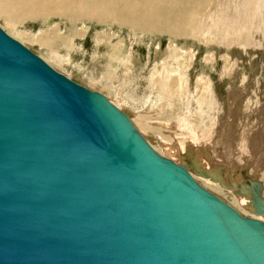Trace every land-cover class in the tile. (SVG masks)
I'll use <instances>...</instances> for the list:
<instances>
[{
  "label": "water",
  "instance_id": "1",
  "mask_svg": "<svg viewBox=\"0 0 264 264\" xmlns=\"http://www.w3.org/2000/svg\"><path fill=\"white\" fill-rule=\"evenodd\" d=\"M188 155L0 28V264H264L261 183L246 217Z\"/></svg>",
  "mask_w": 264,
  "mask_h": 264
},
{
  "label": "rangeland",
  "instance_id": "2",
  "mask_svg": "<svg viewBox=\"0 0 264 264\" xmlns=\"http://www.w3.org/2000/svg\"><path fill=\"white\" fill-rule=\"evenodd\" d=\"M194 1L0 0V28L57 72L128 112L159 154H166L159 137L179 132L175 161L187 164L188 148L198 139L221 173L233 170L247 185L255 177L264 183V4L256 9L248 0H206L211 4L186 16L183 4L187 9ZM204 157L190 155L196 163ZM194 176L231 204L217 192L216 186L228 190L219 181Z\"/></svg>",
  "mask_w": 264,
  "mask_h": 264
},
{
  "label": "bare ground",
  "instance_id": "3",
  "mask_svg": "<svg viewBox=\"0 0 264 264\" xmlns=\"http://www.w3.org/2000/svg\"><path fill=\"white\" fill-rule=\"evenodd\" d=\"M147 1V0H146ZM264 0H248V2L250 3V4H254V8L256 7V9L258 8L257 6H260V8L262 7V5L264 4V2H263ZM189 2V1H188ZM208 4H211V2H208V1H206V0H195L194 2H193V5H189V6H187L188 8L186 9V5L185 4H183L184 6L182 7V12L186 15V16H191V12H193V11H191V10H193L194 8H200V9H203L205 6L207 7V5ZM246 4H248V3H246ZM249 5V4H248ZM185 7V8H184ZM177 8V7H176ZM179 8H181V7H179ZM259 8V9H260ZM54 10H56V7H54L53 8ZM173 9V8H172ZM247 9H248V6H247ZM54 10H52L49 14H53V13H56ZM167 10V9H166ZM28 11H30V9L28 10ZM173 11H175V10H173ZM261 11V10H260ZM169 12H170V10H169ZM177 12V11H176ZM173 13V12H172ZM171 13V14H172ZM164 14H162V16H163ZM174 15V14H173ZM15 17V14L14 13H11L9 16H7V18L9 19V21L13 24V18ZM239 17V16H238ZM156 18V17H155ZM178 18H180V17H178ZM163 19V18H162ZM173 19H174V17H173ZM181 19V18H180ZM170 20V19H169ZM155 21V20H154ZM178 21V20H177ZM246 21V20H245ZM171 22V21H170ZM227 21H225V23H226ZM234 22V21H233ZM171 23H173V22H171ZM177 23H179V22H177ZM175 24V23H174ZM263 24V23H262ZM226 25V24H225ZM235 25V24H234ZM234 25H233V27H234ZM187 28V27H186ZM249 31V30H248ZM187 32V31H186ZM185 32V33H186ZM184 33V34H185ZM242 34V33H241ZM46 36V35H45ZM232 39V38H231ZM236 39V38H235ZM239 39V38H238ZM43 40V39H42ZM226 40V39H225ZM233 40V39H232ZM250 40H252L251 39V32L249 33V38H248V45L250 44V43H252V41H250ZM228 41V40H227ZM238 41L239 40H237V42L236 43H238ZM47 42V41H46ZM45 42V43H46ZM229 42V41H228ZM239 44V43H238ZM244 44V43H243ZM247 47V46H246ZM254 101H256L255 102V105H256V103H260L259 101H258V98H257V96H256V98H255V100ZM254 105V104H253ZM176 110V109H175ZM138 120H139V117H138ZM147 124V123H146ZM153 125V124H152ZM155 125V124H154ZM142 126H143V123H142ZM149 126V125H148ZM147 127V126H146ZM153 127V126H152ZM156 127V126H155ZM145 129V128H144ZM144 129L141 127V130L142 131H144ZM156 129V128H155ZM161 129V128H160ZM146 130V129H145ZM140 131V130H139ZM148 131V130H147ZM145 132V131H144ZM152 132V131H151ZM162 132V131H161ZM147 133V132H146ZM180 133L179 132H177V133H174V134H172L171 135V139L170 138H166L165 136V138H166V140H163L161 137H159V139H160V142L159 143H161V146H159V147H161V149H164L165 150V152H166V154H165V156L164 155H162L163 157H165V158H168V159H172V160H174L175 159V157H176V155L178 154L177 153V150H179L178 148L179 147H177L176 146V143L178 142V139L180 138V137H178V135H179ZM164 135V134H163ZM173 136V137H172ZM151 138H153V137H151ZM164 138V139H165ZM181 139V138H180ZM195 139V138H194ZM167 140H170V142H168ZM193 140V139H192ZM198 140V139H197ZM197 140L195 139L194 141H192V149H189L188 148V152L189 153H191V155H196L197 156V154H202V156L204 155L205 157V159H199V160H195V161H197V163L196 162H194L193 161V163L195 164V165H197L198 167H199V169L201 170H205V171H209V172H211V176H212V179L210 180V178L209 177H206V179H204V180H206L207 182H209V184L210 183H213L212 181H216V182H220L219 184L222 186V187H224V188H228V190L227 191H222V189L220 190L217 186L215 187V188H217V192H221V193H225V195H226V197L229 199V201L231 202V204L230 205H233L234 206V208L236 209V210H241V211H244L245 213H242V212H240L241 214H243L244 216H246V217H250V218H257V219H262V217L261 216H258V217H255V215H253L252 213H251V209H252V207H251V203H250V201H249V195L248 196H246V195H240V194H238V193H235V189H237V191H238V187L239 186H246L247 184L245 183V178L244 177H240V176H237V177H235L232 173H233V170H229V169H226L225 170V172H223V173H221V170L219 169H217L216 168V165H215V162H214V158H211L210 157V155H211V153L212 152H210L208 149H206V148H208V147H203L202 145H198V143L199 142H197ZM156 141H158V140H156ZM153 143V142H152ZM188 144V143H187ZM160 145V144H159ZM179 145H181V142H180V144ZM206 145H208V144H206ZM205 146V145H204ZM215 146V145H214ZM183 147V146H182ZM213 147V146H212ZM158 149V148H157ZM186 149H187V147H186ZM213 149V148H212ZM238 150H239V154H238V156L239 155H241V153H242V150L240 149V148H237ZM258 149V148H257ZM182 150H184V149H182ZM195 150H199V153H194V151ZM222 150V149H221ZM181 151V150H180ZM186 150H184L183 151V153L185 152ZM244 151V150H243ZM196 152V151H195ZM198 152V151H197ZM182 153V152H181ZM238 153V152H237ZM180 154V153H179ZM215 154V153H214ZM217 154V153H216ZM182 156V155H181ZM186 156V158H187V156L188 155H185ZM212 156V155H211ZM220 156V155H219ZM245 156V155H244ZM248 156V155H247ZM193 157H195V156H193ZM193 157H191V158H193ZM196 158V157H195ZM244 158H246V157H244ZM179 159V158H178ZM181 160L180 161H183L182 160V158H180ZM192 160V159H191ZM186 161V160H185ZM184 161V163H186ZM223 161V160H222ZM177 162V161H176ZM218 162V161H217ZM231 162H233V161H231ZM177 163H181L182 164V162H177ZM219 163V162H218ZM228 163V162H227ZM220 164H222V163H220ZM231 164V163H230ZM184 165H186V164H184ZM232 165H234V164H232ZM224 166V165H223ZM235 166V165H234ZM240 166V165H239ZM226 168H227V166H226ZM234 168V167H233ZM254 169V168H253ZM193 174V173H192ZM194 174H196L195 172H194ZM194 174H193V177H195L194 176ZM235 174V173H234ZM240 174V173H239ZM242 174V173H241ZM259 175V174H258ZM200 177V176H199ZM202 178V177H201ZM221 178L223 179V182L221 181ZM257 177H255L254 179H251V178H248L247 180L248 181H250V183H254V182H260L261 183V189H262V191H264V183L262 182V181H260L259 179H256ZM263 179V178H262ZM202 182V181H201ZM205 184H206V182H205ZM228 185L230 186V187H228ZM206 186V185H205ZM211 187V186H210ZM212 189H214L213 187H211ZM217 195V194H216ZM263 197V196H262ZM264 198V197H263ZM228 201V200H227ZM246 212H248V213H250L249 215H246L247 213ZM262 220H264V219H262Z\"/></svg>",
  "mask_w": 264,
  "mask_h": 264
}]
</instances>
